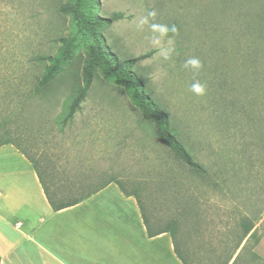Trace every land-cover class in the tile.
<instances>
[{
	"label": "rangeland",
	"instance_id": "obj_1",
	"mask_svg": "<svg viewBox=\"0 0 264 264\" xmlns=\"http://www.w3.org/2000/svg\"><path fill=\"white\" fill-rule=\"evenodd\" d=\"M77 1L0 0V111L1 118L12 113L6 127L16 140L31 156L50 162L59 178L66 169L92 186L114 178L136 189L151 222L163 228L173 221L179 244L203 248L195 264H219L236 255L245 243V225L259 227L263 236L264 53L250 30L259 0L91 5L92 18L118 15L97 36L118 63L134 60L146 93L167 113L202 175L158 141L153 123L142 120L125 88L99 68L81 110L60 130L94 42L71 13L61 11ZM70 37L75 48L63 72L45 97L35 95L48 65L41 58L54 56L60 39ZM257 53L260 63H254ZM11 158L17 157L0 154V163H16ZM254 243L248 242L237 264ZM254 253L264 257V237Z\"/></svg>",
	"mask_w": 264,
	"mask_h": 264
},
{
	"label": "crops",
	"instance_id": "obj_2",
	"mask_svg": "<svg viewBox=\"0 0 264 264\" xmlns=\"http://www.w3.org/2000/svg\"><path fill=\"white\" fill-rule=\"evenodd\" d=\"M0 154L19 159L0 163V264H195L200 257L203 248L194 250L176 240L183 263L169 233L149 237L135 199L125 197L114 183L79 204L53 211L24 156L11 145L0 147ZM258 228L243 239L236 255H229L228 264Z\"/></svg>",
	"mask_w": 264,
	"mask_h": 264
},
{
	"label": "trees",
	"instance_id": "obj_3",
	"mask_svg": "<svg viewBox=\"0 0 264 264\" xmlns=\"http://www.w3.org/2000/svg\"><path fill=\"white\" fill-rule=\"evenodd\" d=\"M92 2L93 0H78L75 5H69L61 8L62 12H68L73 15L76 26L88 32V34L94 38V42L89 48V55L83 68V83L80 87L75 88L76 90L73 92L74 97L68 107V113L61 121L58 122V124H60V130H62V128H64L67 123L74 118V115L81 110L82 104L86 99L88 89L95 74V70L99 68L108 80L122 85L125 88L128 99L134 107L140 111L142 120L153 123L158 141L172 154H174L175 157L185 166L191 169V171L202 175L204 173V169L200 164L193 160L192 155L186 150L180 139L176 136L175 131L169 123L167 113L162 111L160 107L154 103L150 95L146 93L144 89V82L140 80L133 71L134 60L127 59L118 63L113 55H111L108 48L103 45V41L97 36L96 32L99 29L110 25L111 22L116 20L118 15H114L111 19L92 18L89 15L92 10ZM258 3L259 5L257 9H255L256 12L253 13L254 27H251L250 25V30L256 33L254 40H257V44L263 47L262 51L264 53V0H259ZM59 42L62 45L54 56L41 58V60L47 61L48 65L45 66L43 74L39 78L37 86L34 88V94L40 97H45L47 93H49L53 81L63 72L75 48L74 37L60 39ZM144 57L145 56H141L137 60H141ZM260 58L261 55H258L257 53L254 63L259 62ZM259 74L260 76L264 75V69H262ZM13 101V99L10 100L9 104L11 105ZM1 116L2 113L0 111V147L5 145L13 146L31 164L43 194L53 211H60L79 204L104 189L107 185L114 183L125 197H133L135 199L143 224L146 228L147 235L149 237H154L162 233H169L173 240L175 252L177 253L179 259L184 263V258L176 246V233L178 229L176 228L175 222L172 221L163 228L157 227L156 224L151 222L144 211V207L136 189L129 191L121 181L114 178H110L99 185L92 186V182L89 178H71L69 177L70 173H68L66 169L59 172V174L62 175L61 178L57 177L55 175L57 171L54 169L50 170L48 166V163L50 165V162L44 161L43 157L40 158L39 156H31L26 149L24 142L21 141L19 143L16 140L13 133L15 131L6 127L11 119L12 113L7 114L6 117L1 118ZM76 174L78 176L83 173L77 171ZM253 228V224L245 225L241 242L249 235ZM257 232L258 229L250 235L246 245L243 247L242 251L235 258L232 264L238 263L242 253L246 251L249 241L255 239V243L251 248L257 244L261 238V236H258ZM247 254L243 264H264V261L250 250L247 251ZM228 259L229 258H227L224 263L222 262L219 264H228Z\"/></svg>",
	"mask_w": 264,
	"mask_h": 264
}]
</instances>
